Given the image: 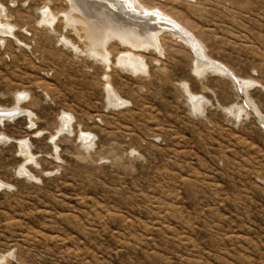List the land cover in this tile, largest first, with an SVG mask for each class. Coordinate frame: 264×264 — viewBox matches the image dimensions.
Returning a JSON list of instances; mask_svg holds the SVG:
<instances>
[{
	"label": "rangeland",
	"instance_id": "1",
	"mask_svg": "<svg viewBox=\"0 0 264 264\" xmlns=\"http://www.w3.org/2000/svg\"><path fill=\"white\" fill-rule=\"evenodd\" d=\"M139 3L204 53L106 61L69 0H0V264H264V0Z\"/></svg>",
	"mask_w": 264,
	"mask_h": 264
},
{
	"label": "bare ground",
	"instance_id": "2",
	"mask_svg": "<svg viewBox=\"0 0 264 264\" xmlns=\"http://www.w3.org/2000/svg\"><path fill=\"white\" fill-rule=\"evenodd\" d=\"M69 1L74 8V10L71 8L72 13L74 11H79V13L81 12L80 14L83 16V30H85L87 34L86 37L90 43V50L93 53L102 56L106 61H109V55L104 54L107 50L103 47L108 42L110 43L113 38H118L121 41L137 48V50L139 48L140 50L148 48L152 49L150 47H153L155 51L158 50L160 52V42L158 38L161 32H169L179 36L181 40L187 44L196 58H199L201 55L200 53H204V47L197 40H195L196 38L186 26L182 25L180 22L176 21L162 11L154 12L152 11L153 9L142 6L139 3V0ZM71 14H68L67 16V20L70 24L72 22H76L77 20L75 14ZM152 15L155 16L153 17ZM151 17L155 18V21H153V19L151 20ZM96 21H101L103 23L102 26H99ZM109 22H111L112 25L109 24ZM114 27L115 29H112ZM119 28H121V30ZM119 62L123 65H130L132 68H136V70H141L143 67H140V64L144 61L143 59H140L139 56L126 52L125 54L122 53L120 55ZM204 66H206V69L215 68V66L221 67L217 64H210L207 62L200 64L199 62L197 64V70H202ZM109 99L111 102H119V99L114 93L112 87L109 91ZM14 111H17V109L9 112L0 110V122L17 114ZM85 136L87 139L88 136L86 134ZM24 171L28 172L26 169H24Z\"/></svg>",
	"mask_w": 264,
	"mask_h": 264
}]
</instances>
